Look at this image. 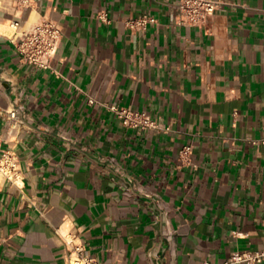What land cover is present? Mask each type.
<instances>
[{"label":"crops","instance_id":"obj_1","mask_svg":"<svg viewBox=\"0 0 264 264\" xmlns=\"http://www.w3.org/2000/svg\"><path fill=\"white\" fill-rule=\"evenodd\" d=\"M220 1L186 25L180 0H0V135L20 158L18 183L0 176V264H67L76 243L105 264L264 248V0ZM47 18L64 30L49 68L13 40Z\"/></svg>","mask_w":264,"mask_h":264},{"label":"built area","instance_id":"obj_2","mask_svg":"<svg viewBox=\"0 0 264 264\" xmlns=\"http://www.w3.org/2000/svg\"><path fill=\"white\" fill-rule=\"evenodd\" d=\"M30 3V0H24ZM221 6L220 0H180L179 22L186 25H201L206 22L211 14L216 12ZM154 21L151 15H144L129 21L131 26L147 28L150 22ZM16 26L20 24L15 21ZM63 25L56 19L47 18L36 24L30 30L13 37L21 51L23 58L39 67L49 68L56 56L63 40ZM123 122L131 127L160 126L156 119L147 111L133 108L131 106L112 105ZM18 111L12 110L11 115L17 116ZM183 153L189 155L191 146L183 148ZM20 158L18 154L4 147L3 139L0 135V176L8 178L14 183H18ZM264 261V248L257 249H237L234 250L227 260V263L246 262L249 264ZM67 264H105L83 243H76L72 246L67 258Z\"/></svg>","mask_w":264,"mask_h":264}]
</instances>
